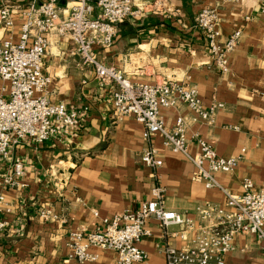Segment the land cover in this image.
<instances>
[{"label": "crops", "instance_id": "0c3cea01", "mask_svg": "<svg viewBox=\"0 0 264 264\" xmlns=\"http://www.w3.org/2000/svg\"><path fill=\"white\" fill-rule=\"evenodd\" d=\"M12 2L17 6L28 0ZM204 7L220 12L221 42L236 29L243 30L240 45L229 56L228 73L213 66L204 35L194 26ZM134 10L136 14L118 25L113 45L95 49L98 59L125 71L135 82L189 77L205 108L223 103L214 125L192 122L189 135L199 132L222 156H244L234 172L217 174L230 192L242 193L244 178L264 186V1L166 0L164 7L154 8L151 0H135ZM20 22L17 14L16 30ZM48 37L44 71L52 78L50 98L85 115L68 135L13 147V157L25 162V187L6 191L11 211L2 215L8 224L0 231V264H117L115 253L108 250H101L94 262H66L69 232L91 231L105 217L138 209L156 186L166 189L167 209L187 214L200 201H225L221 189L192 180L195 165L181 153L165 149L160 135L146 142L142 123L130 116L113 117L111 90L100 87L94 66H82L68 38ZM163 114L170 126L180 114L192 117L184 104ZM150 145L164 161L158 170L141 161ZM9 164L0 160V173ZM44 208L52 209L57 218H40ZM148 226L151 235L140 242L148 253L146 264H166L167 242L192 245L174 235L180 229L177 225L162 229L151 219ZM237 244L225 264H264V250L254 237L240 235Z\"/></svg>", "mask_w": 264, "mask_h": 264}, {"label": "built area", "instance_id": "2783aa9c", "mask_svg": "<svg viewBox=\"0 0 264 264\" xmlns=\"http://www.w3.org/2000/svg\"><path fill=\"white\" fill-rule=\"evenodd\" d=\"M264 1V0H262ZM154 8H162L166 0H151ZM135 0H28L15 6L12 0H0V160H9L0 173V231L8 222L3 213L11 211L6 191L25 187V162L13 157L17 144L32 141L42 144L70 134L80 125L84 112L70 109L63 101L50 98L52 78L44 71V59L50 35L68 38L81 57L82 66L92 65L100 87L112 93L113 117L130 116L144 126L146 142L160 135L165 149L181 153L196 170L192 180L209 188H219L223 203L198 202L191 214L167 209L166 189L156 186L152 197L138 209L105 217L91 231L73 229L67 239L66 262H94L101 250L112 251L117 264H146L148 253L140 242L151 235L148 222L155 219L162 229L177 225L174 235L191 246H163L166 264H225L227 255L238 249L240 235L252 236L264 250V186L257 187L244 178L243 191L235 194L217 179L218 173L234 172L244 159L222 156L199 132L189 135L192 122L214 125L223 103L205 108L198 86L189 77L165 78L160 82H135L125 71L101 62L96 48L113 45L118 25L136 14ZM19 30L15 29L16 16ZM217 7H204L195 17V28L202 31L213 66L222 73L230 70V54L240 45L243 30L236 29L224 42ZM186 105L192 117L178 115L172 126L164 118L168 108ZM146 166L158 170L164 163L159 150L150 145L141 154ZM43 220L57 218L50 208L39 210Z\"/></svg>", "mask_w": 264, "mask_h": 264}, {"label": "rangeland", "instance_id": "374dc122", "mask_svg": "<svg viewBox=\"0 0 264 264\" xmlns=\"http://www.w3.org/2000/svg\"><path fill=\"white\" fill-rule=\"evenodd\" d=\"M1 36V35H0Z\"/></svg>", "mask_w": 264, "mask_h": 264}]
</instances>
